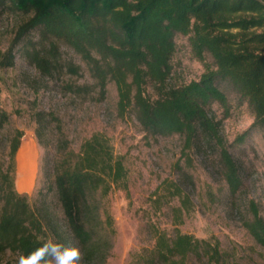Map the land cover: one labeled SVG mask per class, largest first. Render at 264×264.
I'll return each mask as SVG.
<instances>
[{
	"label": "trees",
	"instance_id": "trees-1",
	"mask_svg": "<svg viewBox=\"0 0 264 264\" xmlns=\"http://www.w3.org/2000/svg\"><path fill=\"white\" fill-rule=\"evenodd\" d=\"M0 8L22 15L0 67L12 66L22 52L47 74L60 64V47L72 48L100 97L107 82L114 81L119 110H132L145 135L177 133L184 150L193 144L214 149L229 194L241 189L240 164L222 134V121L229 115L232 93L252 112L247 132L257 129L264 134V0H0ZM177 34L187 36L203 71L195 80L172 85L168 80ZM68 69L77 73L73 64ZM148 85L155 89V98L146 95ZM213 104L221 109L219 116ZM8 120V112L0 109V130ZM18 139H10L7 161L0 164V262L6 251L20 257L48 239L42 217L14 187ZM244 139L245 133L234 141ZM51 175L48 187L39 191L41 201L54 190L67 235L85 259L96 257L93 235L106 228L112 231L110 216L101 210L96 195L103 197L113 187L128 188L122 157L114 153L104 132L94 131L77 150L68 146L60 151ZM155 194L154 205H169L175 225L170 232L155 226L152 246L132 256L135 264L227 262L230 254L217 240L195 237L176 226L192 209L189 194L175 182ZM172 199L178 203L171 204ZM247 208L250 217L243 225L264 247V215L253 200ZM55 235L61 237L58 231Z\"/></svg>",
	"mask_w": 264,
	"mask_h": 264
},
{
	"label": "rangeland",
	"instance_id": "rangeland-1",
	"mask_svg": "<svg viewBox=\"0 0 264 264\" xmlns=\"http://www.w3.org/2000/svg\"><path fill=\"white\" fill-rule=\"evenodd\" d=\"M21 20L20 12L0 8V57ZM175 43L168 83L180 85L197 79L203 65L192 55L187 36L177 34ZM59 57L60 64L47 74L22 52L12 66L0 67V109L9 114L0 130V164L7 161L10 139L19 135L14 187L26 194L42 217L48 238L75 246L66 233L54 190L50 189L44 203L39 195L51 180L54 159L66 147L77 150L85 137L102 131L123 159L128 188L113 187L103 197L96 195L99 207L110 216L112 231L106 228L93 235L96 257L85 259L80 248L81 264H133L136 252L152 246L155 226L170 232L175 225L171 207L153 203L155 192L168 182L177 183L192 202V209L176 225L180 231L217 240L220 249L230 254L225 264H264V247L243 225L250 217V200L259 204L264 215V134L257 129L247 132L253 119L247 104L238 103L230 93V112L222 121V134L239 161L243 181L241 189L230 195L214 149L193 144L184 150L177 133L145 135L132 110H119L114 81L107 82L100 97L77 52L62 45ZM69 64L77 66V73L68 69ZM145 92L150 98L157 96L150 85ZM213 109L221 114L217 104ZM244 133L243 141H234ZM177 203L172 199L171 204ZM18 259V254L6 251L0 264H18ZM189 264L207 263L191 259Z\"/></svg>",
	"mask_w": 264,
	"mask_h": 264
},
{
	"label": "clouds",
	"instance_id": "clouds-1",
	"mask_svg": "<svg viewBox=\"0 0 264 264\" xmlns=\"http://www.w3.org/2000/svg\"><path fill=\"white\" fill-rule=\"evenodd\" d=\"M81 258L79 247L49 237L31 252L20 255L18 264H81Z\"/></svg>",
	"mask_w": 264,
	"mask_h": 264
}]
</instances>
